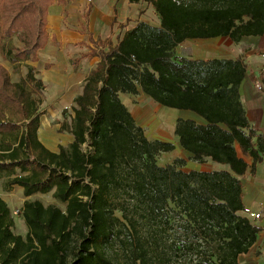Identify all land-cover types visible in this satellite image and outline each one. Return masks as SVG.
<instances>
[{"label": "trees", "instance_id": "obj_1", "mask_svg": "<svg viewBox=\"0 0 264 264\" xmlns=\"http://www.w3.org/2000/svg\"><path fill=\"white\" fill-rule=\"evenodd\" d=\"M68 0H0V53L12 64L36 63L49 41L48 12ZM151 5L160 26L138 21L117 45L86 56L100 62L88 75L60 133L67 147L39 139L45 86L30 69L13 83L0 64V178L26 197L53 193L65 205L26 202V239L13 232L0 197V264H241L262 229L242 213L248 171L264 161V135L241 101L246 65L239 58L192 60L177 55L186 41L264 37V0H130ZM18 36L22 47L5 52ZM77 61L73 65L77 66ZM33 89H29L32 87ZM143 93L156 104L201 117L178 119L175 135L190 160L227 169L185 171L161 166L173 143L150 140L122 102ZM11 111L18 120H10ZM71 119V121H70ZM252 158L249 165L238 154Z\"/></svg>", "mask_w": 264, "mask_h": 264}, {"label": "crops", "instance_id": "obj_2", "mask_svg": "<svg viewBox=\"0 0 264 264\" xmlns=\"http://www.w3.org/2000/svg\"><path fill=\"white\" fill-rule=\"evenodd\" d=\"M142 4L144 3L132 4L130 0H68L64 4L54 3L50 7L47 27L49 33L48 45L45 49L39 51L36 63L26 62V66L35 69L38 80H41L45 86L44 95L47 99L43 102L42 106L43 108L48 107V109L44 110L49 112L56 108V111L60 113L73 108L74 100L83 93L88 75L100 62L99 57L86 55L91 53V51L107 50L110 44L113 46L117 45L120 37L126 31L133 29L138 21L151 24L144 20L143 16H140V6ZM153 26L159 27L160 20L159 24ZM188 44L198 45L197 47L199 48L195 50V53L188 55L186 58L192 60H236L240 58L245 63L246 77L241 86V101L252 127L259 134L264 135V37L244 38L238 44H234L229 38H217L186 41L181 45L187 47ZM74 61H77V66L73 65ZM0 64L8 69L12 81L19 83L16 79L18 74H14V69H12V67L19 63L12 64L5 60L4 62H0ZM24 75V71H20L21 79L24 78ZM259 86L262 88L259 89ZM140 95L146 96L143 93ZM146 98L150 102H153V105H150V107L155 115V120L152 123L153 133L150 137L147 135L148 138L150 140L173 143L176 149L171 154L176 155V158L185 159L187 165H189L188 158H190V155L182 149L175 135L177 120L180 118L191 119L200 124H205V121L192 112L165 108L156 104L147 96ZM121 100H123L122 95ZM124 104L128 107L125 102ZM135 112L132 111L133 117L137 124L144 128V125L138 121ZM157 113L158 115L162 113L163 118L156 117ZM167 116L168 118H166ZM44 118H41L39 130V139L43 144L45 143L41 137V131L43 130V126L49 122V119L45 121ZM48 124L51 125L50 123ZM72 140L69 144H71ZM47 148L53 152L58 151V149L50 146ZM237 151L241 158L249 165H252L253 161L250 156H245L239 147H237ZM206 162L213 166L212 170L203 169L200 167V164L194 170L211 172L227 169V167L214 163L211 160H207ZM244 178H246V181H244ZM242 181L244 185L243 198L245 208H248V211L254 216L257 209L261 206L264 208V161L257 166L255 175H252L248 171L242 177ZM5 182V178H0V197L10 209V218L15 223L13 232L26 239L29 228L22 216L24 205L26 202L41 201L38 196L43 194L26 197L22 187L14 186L12 189L6 190ZM15 195L19 196L18 199H15ZM50 205L56 204L51 203L45 206ZM245 212L246 210L243 213ZM247 218L250 221L252 220L250 217ZM251 222L253 223V220ZM260 228L262 229L261 233H263V227ZM262 241L263 238L261 241L258 238L257 243L252 249L258 248L260 246L259 242Z\"/></svg>", "mask_w": 264, "mask_h": 264}, {"label": "rangeland", "instance_id": "obj_3", "mask_svg": "<svg viewBox=\"0 0 264 264\" xmlns=\"http://www.w3.org/2000/svg\"><path fill=\"white\" fill-rule=\"evenodd\" d=\"M140 16H143V19L148 21L149 23L153 24V25H157L159 24V17L155 14L154 9L151 5H147V4H142L140 6ZM198 45H193V44H188L187 47H185L184 45L179 46V48H177V55L180 57H187L190 54L195 53V50H197L199 47H197ZM4 47H5V52H8L10 50L14 51L15 49L21 48L22 47V43L20 42L18 36H14L12 39L10 40H5L4 41ZM245 51V49H243ZM247 51V50H246ZM5 61V57H4V53H0V62H4ZM2 65V64H1ZM26 62H20L19 64L15 65L14 67H12V69H14V74H18L17 75V80L19 81V83L25 79H27V75L30 69H33L35 72L34 68H31L30 66H26ZM7 69V68H6ZM8 70V69H7ZM24 71L25 75L24 78H20V71ZM36 75V72H35ZM36 78L38 79V76L36 75ZM21 79V80H20ZM13 82V81H12ZM14 83V82H13ZM32 87H29V89H33ZM122 95V101H124L127 105H128V109L135 112V110H137V112H135V114L137 115L138 121L144 125V130L146 132V135H148L149 137L151 136V134L153 133L152 130V123L155 120L154 119V111H152L150 105H153V102H150V100H148L146 98V96H142V95H137V96H133V95H127V94H121ZM35 98H40L41 99V105H40V113L42 114L41 118L45 117L44 120L46 121V119H49V122L51 125H49L48 123L45 124V126H43V130L41 131V137L44 139V145L46 147H52L55 149H58L59 146H65L67 147L70 143V141L72 140V135L68 132L65 133H60V129H61V125L62 122L64 121L63 116H62V112L58 113V111H56V108L50 110L49 112H47V110L44 109H48L47 108H43L42 104L43 102L47 99V97L44 95V90L43 92H41V94H35L34 95ZM123 102V103H124ZM150 103V104H149ZM129 110V111H130ZM151 110V111H150ZM69 115H72V108L69 109ZM138 112H140L138 114ZM159 116L160 118H163V114L160 113V115H156V117ZM8 117L10 118V120H18L17 116H14L13 113H11V111H8ZM168 118V116L166 117ZM71 121V119H70ZM59 127V128H58ZM147 136V137H148ZM176 156V155H175ZM174 156V154L171 153H165L160 155L158 162L161 166H168L170 164H173L175 159H177ZM189 160V165H185L182 169L186 170V171H191L194 169L198 168V164H200L203 169L206 170H212L213 166L209 163H198V162H194L192 160H190V158H188ZM194 163V164H193ZM250 178V177H248ZM245 179V180H244ZM243 180L246 181V178H244ZM15 195V199H18L19 196ZM38 198L45 204V205H49L51 203H55L58 207H60L61 209L65 210V205H63L62 203L57 202L54 197L53 194H47V195H40L38 196ZM258 211V212H257ZM243 216L246 217H250L253 220V224L263 227L264 229V208L261 206L259 209L256 210V213L254 216H252V213L250 211H248V208L246 209L245 213H242ZM251 220V221H252ZM264 230L263 233H261L259 235V241L262 240V242H259V247L258 248H254L251 250V253L246 254V255H242L239 258V261L241 264H264Z\"/></svg>", "mask_w": 264, "mask_h": 264}, {"label": "built area", "instance_id": "obj_4", "mask_svg": "<svg viewBox=\"0 0 264 264\" xmlns=\"http://www.w3.org/2000/svg\"><path fill=\"white\" fill-rule=\"evenodd\" d=\"M262 87L261 86H259V89H261Z\"/></svg>", "mask_w": 264, "mask_h": 264}]
</instances>
